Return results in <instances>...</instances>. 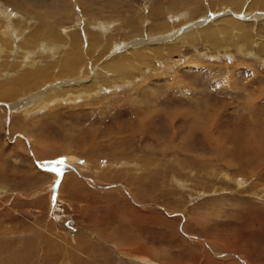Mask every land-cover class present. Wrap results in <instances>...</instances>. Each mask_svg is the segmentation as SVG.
<instances>
[{
	"label": "rangeland",
	"instance_id": "374dc122",
	"mask_svg": "<svg viewBox=\"0 0 264 264\" xmlns=\"http://www.w3.org/2000/svg\"><path fill=\"white\" fill-rule=\"evenodd\" d=\"M260 4L0 0V264H264V172L227 138L264 136Z\"/></svg>",
	"mask_w": 264,
	"mask_h": 264
},
{
	"label": "bare ground",
	"instance_id": "6f19581e",
	"mask_svg": "<svg viewBox=\"0 0 264 264\" xmlns=\"http://www.w3.org/2000/svg\"><path fill=\"white\" fill-rule=\"evenodd\" d=\"M261 5V4H260ZM264 7V5L262 6L261 5V9ZM200 10V9H199ZM238 10H241V9H239L238 8ZM237 10V11H238ZM2 16H4V19L6 20L7 19V17L8 16H5V15H2ZM10 18V17H9ZM174 18H176V19H178L179 21H183V20H181L182 19V16H180V15H177V16H174ZM11 19V18H10ZM175 21H177V20H175ZM239 21H240V19H239ZM230 23H231V25H233V26H238L239 24L237 23V22H233L232 20L231 21H229ZM168 23V22H167ZM170 23H171V21H170ZM169 23V24H170ZM171 24H174V22H172ZM162 27H164V29H162L163 31H165V32H167L170 28H171V25H168V24H164V25H161ZM242 26H244V25H242ZM3 28H4V30L2 31V33H4L6 36H4V37H1V39H7V40H9V38H11V33L14 31L15 33H16V35H19L20 33V30H16V29H14V30H12V32H11V29L9 28V30H8V33H7V28H5V26H3ZM236 29H237V27H235ZM86 29V28H85ZM241 29V28H240ZM239 29V31H242V29L240 30ZM161 30V29H160ZM18 31V32H17ZM195 31V30H194ZM209 31V30H208ZM210 32V31H209ZM238 32V31H237ZM191 33V32H190ZM241 33V32H240ZM14 34V33H13ZM162 34V33H161ZM168 34V33H167ZM185 34V33H184ZM210 34V33H209ZM217 34H220V32L219 33H214L213 35H209L210 37H216V35ZM169 35L170 34H168V35H165L164 36V38L163 39H167V37H169ZM185 36V35H184ZM158 37H161V36H158ZM179 37V36H178ZM182 37V36H181ZM234 37H236V36H234ZM238 37V36H237ZM240 38H242V37H240ZM239 38V39H240ZM74 39V38H73ZM153 39H156V37H153ZM181 39V38H180ZM235 39V38H234ZM239 39H238V41H239ZM11 40V39H10ZM240 42L241 41H239L236 45H237V47H239L238 45L240 44ZM242 42L244 43V44H246V46H247V48H251V49H255L256 51H258L259 49H262L261 50V52L264 50V42H261V41H258V40H256V41H254L252 38H250V37H248V34H246L245 35V39H243L242 40ZM51 43V42H50ZM63 43V42H62ZM66 44V43H65ZM232 44H234V43H232ZM167 45V44H166ZM1 46V45H0ZM50 46H51V49L50 50H53L54 52H57V51H59L58 49H59V46H57V44H50ZM67 46V45H66ZM65 46V48L68 50V47H66ZM44 47H45V45H44ZM53 47V48H52ZM163 47V46H162ZM70 48V47H69ZM245 49V50H248V49ZM137 49H139V48H137ZM244 49V48H243ZM45 50V49H44ZM72 50H73V47H72ZM136 51H138V50H136ZM28 52V51H27ZM259 52V51H258ZM67 53V52H66ZM76 53V52H75ZM74 53V54H75ZM245 53V52H244ZM69 54V53H68ZM73 54V53H72ZM126 54H128V53H126ZM29 56V55H28ZM27 56V57H28ZM69 56V55H68ZM73 56H76V55H73ZM135 56V55H134ZM30 58V57H29ZM80 59V58H79ZM76 60V59H75ZM77 61V60H76ZM47 62V61H46ZM66 62V61H65ZM73 63V62H72ZM67 65V64H66ZM81 65V64H80ZM71 66V65H70ZM72 66H79L78 64H73ZM145 69H147V68H145ZM61 72V71H60ZM85 72V71H84ZM120 73V74H119ZM122 74H123V76L124 77H122ZM124 74H126V73H123L122 72V69L120 68L119 69V71L117 72V76L119 77V79H117V82H121V81H123L124 80V78L126 79V77H125V75ZM128 74H130V73H128ZM128 74H126V75H128ZM82 75V74H81ZM67 76V75H66ZM37 78H38V76H36ZM183 77V76H182ZM128 78V77H127ZM35 79V78H34ZM40 79H42V78H40L39 77V80ZM113 82L114 83H117V82H115V81H112V83L111 84H113ZM122 83V82H121ZM113 85H115V84H113ZM117 85V84H116ZM119 85V84H118ZM123 85V84H122ZM100 86V85H99ZM103 87V86H102ZM6 88H7V91L8 92H6L5 91V89L4 90H2V91H5L6 93H2L1 95H0V97H2V98H5L6 100H11L12 101V99H15L17 96V93L15 92V88L14 87H10V86H6ZM105 88V87H104ZM110 88V87H109ZM118 88V87H117ZM139 88V87H138ZM73 90V89H72ZM94 91H95V89H94ZM135 91V90H134ZM136 91H137V88H136ZM97 93V92H96ZM95 93V94H96ZM137 93V92H136ZM21 94H26V93H21ZM20 94V95H21ZM82 94H84V93H82ZM82 94H80V95H82ZM98 94V93H97ZM85 95V94H84ZM16 96V97H15ZM71 96H73V95H71ZM75 97V96H74ZM80 97V96H79ZM78 96L76 97V98H79ZM82 97V96H81ZM1 98V99H2ZM262 98V97H261ZM39 101V100H38ZM21 102H23V100H19L17 103H21ZM165 102V101H164ZM21 105V104H20ZM32 105H34L33 103H32ZM22 106V105H21ZM164 106V105H163ZM248 106H249V104H248ZM161 107V106H160ZM31 108V107H30ZM24 109H25V107H24ZM24 109H22V110H24ZM32 109V108H31ZM161 109V108H160ZM29 110V109H28ZM245 110V109H244ZM261 110H263V109H261ZM20 111H21V109H20ZM152 111V110H151ZM158 111V110H157ZM156 110H154V112H157ZM161 111V110H160ZM163 112H165V111H163ZM162 111H161V113H163ZM147 113V112H146ZM146 113H145V115H146ZM160 113V112H159ZM158 113V114H159ZM263 113V112H262ZM151 114V113H150ZM144 114H142V116H141V118L143 119V120H148L150 117H149V115L148 116H145ZM161 115V114H160ZM165 115V114H164ZM10 116V115H9ZM206 116V115H205ZM209 117L208 118H210V119H212V118H214V117H216V116H219L218 115V112L217 111H214V112H212V113H210V115H208ZM165 117V116H164ZM255 118V117H254ZM166 119V118H165ZM206 117L205 118H203V120H204V122L206 121ZM243 119V118H242ZM253 119V118H252ZM152 121H153V118L151 119ZM253 121V120H252ZM254 122V121H253ZM150 123V122H149ZM252 124H255L256 125V123H252ZM251 124V126H253ZM185 125V124H184ZM258 126V125H257ZM262 126V125H261ZM256 129V128H255ZM200 130L202 131V133H204V138H203V141H207V140H214V141H216V144L213 146V147H211V149H212V152H213V154L212 155H216V156H220L221 155V151H220V149H221V146H223L222 144H221V140L222 139H224V136H227V133H224L223 131H222V128L219 126V124H218V122H217V124L215 123L214 124V126L212 127V128H209L207 125H206V123H204V126L201 128L200 127ZM224 130V129H223ZM190 132V131H189ZM216 132V133H215ZM229 132H230V130H229ZM219 134L221 135V138L219 137ZM216 135H217V137H216ZM232 138V140H233V142H234V144H238L237 143V141L239 142V145H240V148L242 149V151H246L248 148H249V150L248 151H246L252 158H253V160H255L257 163H258V167L260 168V171H259V173H261V174H263V172H264V139L259 143L258 142V139H260V137H264L263 136V131L262 130H260L259 129V131H257V132H254V130H250V129H236V130H234V131H231L230 132V134L227 136V138ZM257 142V143H256ZM233 144V143H232ZM230 145H231V142H230ZM236 145H234V146H236ZM209 147V146H208ZM229 148V147H228ZM239 148V149H240ZM247 148V149H246ZM185 149H186V147H185ZM226 149V148H225ZM225 149H223V150H225ZM244 149H246V150H244ZM14 151V150H13ZM15 152V151H14ZM218 156V157H219ZM249 156V157H250ZM211 157V156H210ZM225 157V156H224ZM244 157H246L245 155H244ZM76 158V157H75ZM228 158V157H227ZM251 158V159H252ZM236 159H239V158H236ZM246 159V161H249V160H247L248 158H245ZM69 160H74V161H76L77 160V158H76V160L75 159H72V158H69ZM220 160V159H219ZM252 160V161H253ZM239 160H237V162H238ZM243 161V160H242ZM251 161V160H250ZM124 163V162H123ZM122 163V164H123ZM226 163V162H225ZM239 163V162H238ZM250 163V162H249ZM252 163V162H251ZM235 164V163H234ZM233 164V165H234ZM237 164V163H236ZM235 164V165H236ZM244 164V163H243ZM228 165V164H227ZM230 165H231V163H230ZM238 165V164H237ZM248 165H250V164H248ZM135 166V165H134ZM232 166V165H231ZM242 166V165H241ZM237 167V166H236ZM243 167V166H242ZM251 167V166H250ZM257 167V168H258ZM255 172V171H254ZM244 173V172H243ZM256 173H257V171H256ZM57 175H59V174H57ZM264 175V174H263ZM223 176V175H222ZM229 176V175H228ZM212 177V176H211ZM227 177V176H226ZM225 177V178H226ZM258 177H259V175H258ZM45 178V177H44ZM172 178V177H171ZM176 178V177H175ZM236 178V177H235ZM254 178H256V177H254ZM69 179H70V182H73L74 180V176L73 175H70V177H69ZM173 181H174V179H173ZM180 182H182V181H180ZM69 183H67V184H65V187H67V185H68ZM181 184H183V183H181ZM99 186H101V185H97V187H99ZM104 186H106V185H103V187H101V189H103L104 188ZM126 191L128 192V190L126 189ZM58 195V194H57ZM247 204H249V203H247ZM246 205V204H245ZM247 207V206H246ZM53 208H55L54 206H53ZM243 208H245V207H243ZM246 209V208H245ZM243 210V209H242ZM251 216V215H250ZM253 217V216H252ZM254 220H255V218H254ZM257 220V219H256ZM255 227V226H254ZM256 228V227H255ZM262 228V227H261ZM213 253H215V252H213ZM143 259H145V258H143ZM147 260V259H146ZM143 261V260H142ZM148 261V260H147ZM150 261V260H149ZM145 262V261H144ZM149 264H150V262H148ZM153 262H151V264H152ZM147 264V263H146Z\"/></svg>",
	"mask_w": 264,
	"mask_h": 264
},
{
	"label": "snow or ice",
	"instance_id": "6c2138e0",
	"mask_svg": "<svg viewBox=\"0 0 264 264\" xmlns=\"http://www.w3.org/2000/svg\"><path fill=\"white\" fill-rule=\"evenodd\" d=\"M64 163H65L64 159H61L59 161L49 162V164L51 166V170L58 173V174L62 173V168L60 166L63 165Z\"/></svg>",
	"mask_w": 264,
	"mask_h": 264
}]
</instances>
